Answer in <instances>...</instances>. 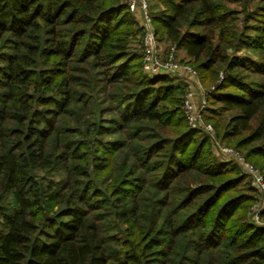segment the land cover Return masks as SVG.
<instances>
[{"label":"trees","instance_id":"1","mask_svg":"<svg viewBox=\"0 0 264 264\" xmlns=\"http://www.w3.org/2000/svg\"><path fill=\"white\" fill-rule=\"evenodd\" d=\"M158 1L157 38L264 172V0ZM136 32L123 0H0V264H264L239 166L207 152L177 80L144 72Z\"/></svg>","mask_w":264,"mask_h":264},{"label":"built area","instance_id":"2","mask_svg":"<svg viewBox=\"0 0 264 264\" xmlns=\"http://www.w3.org/2000/svg\"><path fill=\"white\" fill-rule=\"evenodd\" d=\"M126 5L132 14H138L141 18L143 35L140 50L144 72L151 78L162 76L177 77L184 83L186 91L182 106L189 127L208 135L215 146L216 152L223 156L222 159L224 161L222 162H233L238 165L242 172L250 178L252 186L264 195V176L253 164L246 161L238 151L220 145L216 141L213 126L204 120V113L208 108L207 95L214 89V86L205 91L198 71L188 63L179 60V52L175 44L163 48L156 36L148 0H127ZM220 76L218 84L223 79V75L221 74ZM260 205L255 210L256 213L253 220L256 219L258 221L264 208V199H262Z\"/></svg>","mask_w":264,"mask_h":264},{"label":"rangeland","instance_id":"3","mask_svg":"<svg viewBox=\"0 0 264 264\" xmlns=\"http://www.w3.org/2000/svg\"><path fill=\"white\" fill-rule=\"evenodd\" d=\"M126 1L127 0H123V3L126 4ZM148 4H149L150 12L151 13L156 12L158 10V8L161 6V4L159 3L158 0H148ZM222 5L224 7H226L227 9H233V8L241 9V4H238V3L231 4V3H228V2H224V3H222ZM133 15H134L135 21L137 22V32L136 33H133V35L129 39H130V42H131V46L133 47V49L135 50V52H137L140 55V57H141V64H142V56H141V50H140L141 42H142V35H143V33H142V25H141V18H140V16L138 14L137 15L136 14H133ZM260 17L262 18L263 16L261 15ZM254 23H255L254 21L253 22H250V25H253ZM236 24L238 26L242 25V24H240V22H237ZM154 27H156L155 24H154ZM135 30H136V28H133V31H135ZM252 35H255V34H252ZM159 41L161 42L163 48H165V47L168 46V43H166L165 41H163V40L162 41L159 40ZM185 55H186L185 52L180 51L178 53L179 60H181L182 62H185V59H186L185 58L186 57ZM237 55L240 56V57H243V56H246V55L247 56H250L251 58H255V57L257 58L258 57V56H255L256 54H254L252 51H250L248 49L241 50ZM185 63H187V62H185ZM75 65H76L75 67H77V70L74 73L78 77L80 75V73H81V69H84V68H83V66L81 64H79V65L75 64ZM191 66L194 68L196 65H195V63H193ZM74 73H73V75H74ZM220 75H221V73L218 76L219 78H217V84H218V81L220 80V77H221ZM170 78L174 79L175 81L177 80L176 82L175 81L174 82L177 83L180 86V90L182 92H181V95L179 97H181V99H182L181 104H183V99H184V95H185V91H186L185 85L177 77H170ZM200 80H201V78H200ZM201 83H202V80H201ZM202 85H203V83H202ZM203 88L205 89V91L206 90H209L205 86H203ZM100 96H101V100L103 98H105V99L107 98L103 94L102 95L100 94ZM102 105H104V104H102ZM106 105H113V104L112 103L111 104L110 103H107ZM173 106H176V105H173ZM177 106H180V103L177 104ZM213 107L218 108L217 105H213ZM74 110H75V108L72 111H74ZM116 112H117V110L115 109V111L113 113H111V114H108L107 117L108 118H112L113 115ZM183 113H184V111H183ZM208 114L209 113L207 112V109H206V111L204 113V120H205L206 123H209V124H211L213 126L214 132L216 134V141L219 142L220 145H223L225 147H229V148H232V149L238 151L245 158L246 161L250 162L249 160L246 159L245 152L243 153L239 149L235 148V146L232 144V142H230L228 140L222 139V135H221L222 134V130L216 124L219 118H217V117H213L212 118L210 116V114H209V118H208ZM72 125L73 124H72V122L69 121V118L68 117H64L63 120L60 123V128H61V130H64V129H67L68 126H72ZM73 137H76V136L73 135ZM115 137H117V136H115ZM111 139H114V136H111V137L108 138L109 141H111ZM207 152L209 154H211L217 160V162L220 163L221 165L230 164V162H228V163L222 162V161H224V159H222L223 156L221 154H219V153L216 152L215 146H214V144H213V142H212L211 139H209V146L207 148ZM252 161L253 162H250V163L254 165L255 160L253 159ZM233 164H235V163L232 162V165ZM254 166L264 176V172L259 168V166L258 167L256 165H254ZM238 172H239V175L240 176H244L245 177V178H243L244 180L242 181V183L239 185L238 191L240 192V194H244V195L246 194L247 196L252 197L251 198L252 201H249L248 204H247L248 205V208L243 213L240 214L241 215L240 217H243V219L245 220V222L248 223V224L251 223L254 226L264 227V208L262 209V213H261L258 221L255 218H254L255 220H253V217L255 216V213H256L255 210L258 209L261 206L260 204L262 203V199H264V195L262 193H260L257 189H255L252 186L250 178L242 172V170L240 169V167L238 169ZM105 175H107V174H104L103 176H105ZM233 176L234 175H232V177ZM55 177L58 178L59 176L57 175ZM102 179L103 178L101 177L100 180H102ZM98 184L102 186V184H100V183H98ZM148 190H149V192H148L147 196H152V193H153L154 190L152 188H149ZM109 221L110 220H106L104 223L105 224L106 223L108 224L107 225L108 226V233L110 234V236L112 237V239L115 240V241H117V238L118 239H122V238H120V236L117 235L116 232H113L110 229L113 224H112V222H109Z\"/></svg>","mask_w":264,"mask_h":264}]
</instances>
